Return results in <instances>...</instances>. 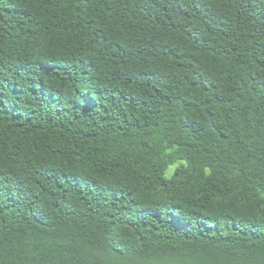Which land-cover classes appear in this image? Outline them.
<instances>
[{
	"label": "trees",
	"instance_id": "trees-1",
	"mask_svg": "<svg viewBox=\"0 0 264 264\" xmlns=\"http://www.w3.org/2000/svg\"><path fill=\"white\" fill-rule=\"evenodd\" d=\"M0 264H264V0H0Z\"/></svg>",
	"mask_w": 264,
	"mask_h": 264
}]
</instances>
